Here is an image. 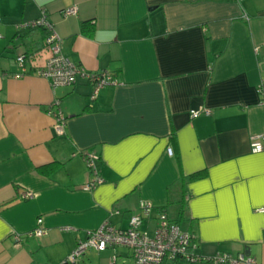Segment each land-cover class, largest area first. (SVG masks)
Returning <instances> with one entry per match:
<instances>
[{
    "label": "crops",
    "instance_id": "1",
    "mask_svg": "<svg viewBox=\"0 0 264 264\" xmlns=\"http://www.w3.org/2000/svg\"><path fill=\"white\" fill-rule=\"evenodd\" d=\"M67 8L76 14L62 16ZM41 13L65 58L119 85L89 101L83 79L52 89L38 77L50 55L44 32L15 25ZM21 54L27 70L16 76ZM54 100L62 135L47 115ZM200 108L209 114L191 118ZM257 134L264 0H0V264L62 263L104 220L125 228L140 201L153 206L150 224L164 211L194 233L198 255L264 264V151L249 146ZM84 154L97 155L103 179L90 191ZM38 219L46 234L24 237ZM116 255L133 264L124 248ZM111 256L90 248L76 264Z\"/></svg>",
    "mask_w": 264,
    "mask_h": 264
},
{
    "label": "built area",
    "instance_id": "2",
    "mask_svg": "<svg viewBox=\"0 0 264 264\" xmlns=\"http://www.w3.org/2000/svg\"><path fill=\"white\" fill-rule=\"evenodd\" d=\"M242 1V0H238ZM75 8L62 10L64 17L74 16ZM20 31L41 29L46 32L43 42L49 49V57L43 66L34 70V73L47 80L52 89L62 86H73L78 79L85 80L90 88L89 101L97 98L99 91L107 86L119 85L117 79L106 70L91 72L73 64L65 58L60 49L61 39L55 33L53 25L47 20L46 15H41L30 21L20 22L15 25ZM15 61L19 67L16 76L24 75L27 64L23 54L17 55ZM199 114H209L206 108L191 110V118ZM47 115L53 119V129L57 135L64 133L66 117L59 107L58 100L51 104ZM251 153L264 151V134L250 137ZM97 155L84 154L83 161L86 165L89 179L83 184L85 191L93 190L103 182L97 166ZM33 197L30 191L20 193L22 200ZM153 206L147 201H140L138 212L131 214L125 228L112 225L108 219L104 220L98 228L86 233L85 238L79 241L76 247L66 256L61 264H76L90 248L97 252L110 250L112 256L110 264H115L118 248L128 251L133 264H165L185 262L188 264H253L254 260L244 253L236 255L228 253H217L212 257H203L196 253L197 243L194 233L182 230L177 223L170 221L164 211L159 212L154 225L149 223ZM264 214V206L256 210ZM117 212H115L116 214ZM144 228V229H142ZM46 231L41 227V219L37 220V227L24 237H41ZM21 237L17 236V239Z\"/></svg>",
    "mask_w": 264,
    "mask_h": 264
},
{
    "label": "trees",
    "instance_id": "3",
    "mask_svg": "<svg viewBox=\"0 0 264 264\" xmlns=\"http://www.w3.org/2000/svg\"><path fill=\"white\" fill-rule=\"evenodd\" d=\"M83 27H84V25H83ZM44 32V35H43V39L46 37V32L45 31H43Z\"/></svg>",
    "mask_w": 264,
    "mask_h": 264
},
{
    "label": "rangeland",
    "instance_id": "4",
    "mask_svg": "<svg viewBox=\"0 0 264 264\" xmlns=\"http://www.w3.org/2000/svg\"><path fill=\"white\" fill-rule=\"evenodd\" d=\"M61 261H62V260H61ZM60 263H61V262H60ZM60 263H59V264H60ZM107 264H109V260H108ZM118 264H119V263H118Z\"/></svg>",
    "mask_w": 264,
    "mask_h": 264
}]
</instances>
